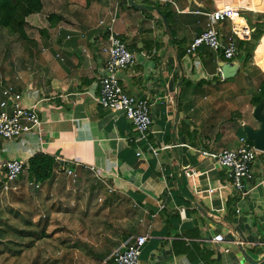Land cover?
Instances as JSON below:
<instances>
[{
  "label": "crops",
  "instance_id": "obj_1",
  "mask_svg": "<svg viewBox=\"0 0 264 264\" xmlns=\"http://www.w3.org/2000/svg\"><path fill=\"white\" fill-rule=\"evenodd\" d=\"M39 1L41 11L24 20L25 38L10 35L20 42L19 81L9 65L0 85V101L7 88L19 92L23 108L35 106L39 126L0 144V162L27 163L36 154L55 161L41 184L42 208L58 216L67 204V264H112L116 249L142 235L148 239L138 264H264V153L253 162L245 193L202 155L238 148L246 139L242 124L259 129L252 114L264 81V33L257 41L252 36L264 29V0ZM222 4H232L234 13L216 30L222 42L233 37L239 51L236 73L226 80L217 73L228 63L220 53L186 54ZM109 28L136 55L119 84L126 95L150 103L147 142L137 141L118 110L97 103ZM66 167L75 169L74 181ZM24 175L17 182L30 184ZM215 236L223 241L212 242ZM49 249L39 246L32 261L21 256L3 263L59 264Z\"/></svg>",
  "mask_w": 264,
  "mask_h": 264
},
{
  "label": "built area",
  "instance_id": "obj_2",
  "mask_svg": "<svg viewBox=\"0 0 264 264\" xmlns=\"http://www.w3.org/2000/svg\"><path fill=\"white\" fill-rule=\"evenodd\" d=\"M233 13L234 9L230 5L222 4L216 8L207 16L205 30L193 38L188 45L186 54L192 55L199 49H206L220 53L223 60L228 63L234 61L239 55L234 38L229 37L225 42H222L216 30L217 24L229 20ZM108 31L107 44L101 48L105 60L104 73L98 79L97 103L103 110H118L134 128L137 141L147 142L152 125L150 103L146 98L126 95L119 84V75L136 64V55L131 53L126 45L112 34L111 28ZM59 59L61 61V58ZM217 73L221 77L220 67L217 69ZM3 97V100L0 101V144L14 142L25 136L33 135L39 126L35 106L23 108L20 102L21 94L12 88L5 89ZM239 144V147L233 150H224L216 154L203 152L202 155L212 158L220 168L227 171L226 176L231 181L234 190L245 193L254 179L253 162L261 153L254 148L252 143L248 142L247 138L240 139ZM151 152L156 154V150L151 149ZM136 156H140V153L138 152ZM26 166L25 161L15 159L0 162V193L7 194L15 190L14 184L24 174ZM63 171L72 181L76 179L77 174L74 168L66 167ZM147 239V235L131 237L122 248L116 249L112 253V264H138L141 248ZM222 241V236H215L212 239V242L215 243Z\"/></svg>",
  "mask_w": 264,
  "mask_h": 264
},
{
  "label": "rangeland",
  "instance_id": "obj_3",
  "mask_svg": "<svg viewBox=\"0 0 264 264\" xmlns=\"http://www.w3.org/2000/svg\"><path fill=\"white\" fill-rule=\"evenodd\" d=\"M9 65L12 80L18 82L21 71L20 42H16L3 28L0 29V85L5 83L2 70H9ZM249 73L244 76L248 77ZM249 77L253 78L251 75ZM252 82L257 83V80L253 78ZM24 174L26 180V171ZM14 187L15 190L10 193H0V264H4V259H19L21 256L32 261L36 257V249L42 245L50 246L49 253L55 262L67 264V258L71 256V217L66 214L67 204L63 207L65 216H51L46 213L48 208H42L47 193L41 184L16 182Z\"/></svg>",
  "mask_w": 264,
  "mask_h": 264
},
{
  "label": "trees",
  "instance_id": "obj_4",
  "mask_svg": "<svg viewBox=\"0 0 264 264\" xmlns=\"http://www.w3.org/2000/svg\"><path fill=\"white\" fill-rule=\"evenodd\" d=\"M39 0H0V29H5L9 35H16L19 39L25 38L24 20L31 14L41 11ZM166 17V15H165ZM264 33V29L255 32L252 36L254 41ZM264 43V37H263ZM241 44V42L238 41ZM250 56L246 54L243 66H246ZM261 100H264V81L258 86L257 99L254 101V109ZM248 142L252 143L250 140ZM55 161L47 155L36 154L28 161L26 166V178L30 183L43 184L52 176ZM22 177V176H21ZM20 177V178H21Z\"/></svg>",
  "mask_w": 264,
  "mask_h": 264
},
{
  "label": "water",
  "instance_id": "obj_5",
  "mask_svg": "<svg viewBox=\"0 0 264 264\" xmlns=\"http://www.w3.org/2000/svg\"><path fill=\"white\" fill-rule=\"evenodd\" d=\"M161 18L163 21L164 28L167 34L170 36V31L166 23V20L163 16ZM219 67L221 69V78L223 80H226L232 78L235 75L237 63L236 62L224 63L221 64ZM253 118L255 122L259 124V129L253 130L250 127L242 124L241 126L243 128V133L247 138V140H250L252 142L254 148L258 152L264 153V100H261L259 104L255 107L253 111Z\"/></svg>",
  "mask_w": 264,
  "mask_h": 264
}]
</instances>
